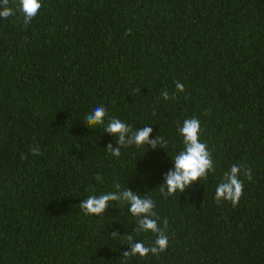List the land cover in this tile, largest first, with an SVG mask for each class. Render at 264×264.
<instances>
[{
	"label": "trees",
	"instance_id": "obj_1",
	"mask_svg": "<svg viewBox=\"0 0 264 264\" xmlns=\"http://www.w3.org/2000/svg\"><path fill=\"white\" fill-rule=\"evenodd\" d=\"M41 4L27 25L19 11L0 18V264H122L128 245L111 232L146 245L155 236L134 233L127 203L102 216L79 207L117 183L150 196L160 226L168 221L167 249L127 264H264V0ZM100 105L167 146L111 156L116 138L85 122ZM188 118L199 119L215 171L164 198L159 185ZM233 164L252 173H241L235 207L215 201Z\"/></svg>",
	"mask_w": 264,
	"mask_h": 264
},
{
	"label": "clouds",
	"instance_id": "obj_2",
	"mask_svg": "<svg viewBox=\"0 0 264 264\" xmlns=\"http://www.w3.org/2000/svg\"><path fill=\"white\" fill-rule=\"evenodd\" d=\"M10 0H0V18L7 19L9 16L19 11L23 14V23L29 24L38 14L42 7L41 0H19L17 9L9 7ZM176 91L183 92L184 87L180 82L176 83ZM163 100L172 99L167 92H162ZM107 118V123L105 120ZM85 122L88 129L97 126H103L105 133L114 136L115 144H107L106 152L111 156L119 158L121 149L135 146L136 148L150 147L152 150L157 148L163 149L167 146L168 141L161 135L150 139L153 129L150 126L133 130V128L117 118L108 117V111L103 106H97L85 117ZM202 132L201 123L197 118H188L183 121V125L178 127V133L182 137L183 149L178 152L173 158L174 167L170 169L163 178V183L159 185L160 194L164 198L174 196L177 192L184 193L190 189L196 182L206 180L209 172H214V163L212 154L209 151L208 145L201 142L200 135ZM30 151L33 155L40 154L38 145L30 146ZM27 157L23 154L21 159ZM248 181L252 180L251 169L243 167L240 164H233L228 171L223 175L221 182L215 189V201L219 204L221 201L231 202L235 207L239 203L243 191L244 182L240 179V175ZM95 179L98 182H103L102 178L97 175ZM115 190L99 195H89L86 199L81 200L79 207L85 216H102L107 208L119 202L120 204L127 203L128 211L135 218L136 227L135 234L152 233L155 239L149 244L144 241H137L134 235L125 234L121 236L118 232L113 231V237H121L124 244L128 245V250L121 253L123 259L122 264H127L128 259L139 256L141 258L159 256L163 253L169 244V236L166 232L168 221L163 220L164 227L160 226V217L155 211V201L148 195L134 194L128 188L121 189L120 184L114 185Z\"/></svg>",
	"mask_w": 264,
	"mask_h": 264
}]
</instances>
